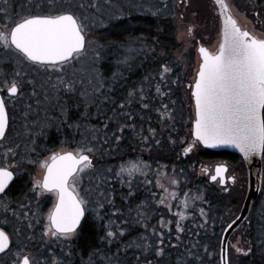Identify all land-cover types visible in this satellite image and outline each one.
Returning <instances> with one entry per match:
<instances>
[{
	"label": "snow or ice",
	"instance_id": "obj_1",
	"mask_svg": "<svg viewBox=\"0 0 264 264\" xmlns=\"http://www.w3.org/2000/svg\"><path fill=\"white\" fill-rule=\"evenodd\" d=\"M12 0H2L0 3V62H11L13 70L10 73L11 80L5 79V87L7 95L11 100L19 99L23 96L25 85L32 86V95H37V82L35 79H28L29 69L34 72L46 74L45 83L39 85L44 89L46 83L51 81V73H59L57 82L52 84V89L56 95L61 91L66 94L75 93L76 85L79 83L82 90L79 95L83 97L85 105V115L87 107L97 104L100 111V104L103 97L110 101L111 104L117 105L113 108V116L109 117L101 112L108 121H117L115 131L109 134V123H104L101 129H91L93 140L99 141L103 135L102 143L104 145L114 143L119 146L124 138L123 133L129 127L135 128V125L127 123H119L118 116L130 117L131 113L126 111L133 100L139 102L144 109L149 108V104L144 102L147 93L144 87L129 91L124 102L114 99L109 93L113 90L115 83L123 78V72L119 69L112 74L111 83L108 85L107 92L105 89L106 78L103 74L101 63L105 60L106 55L113 46L124 48L126 55L117 60L118 65L130 69V61L134 59V54L143 52V48L137 49L132 43L117 44L114 41L102 42L101 39L92 38L91 32L97 26L96 18L82 13L80 10L95 8L99 11V6L88 0L87 4L84 0H26L21 5V10L16 12L13 9L9 12V6ZM185 3V0H180ZM215 4L219 7V15L222 18V27L219 32L220 39L215 50L200 44L198 47L199 67L194 77L188 83L187 87L191 90L190 97L193 102L194 115L191 118V142L184 148V154L192 152L198 145L205 148L231 147L237 149L243 156L244 160L251 162L253 158L258 157L264 162V36H257L255 30H248L242 27L236 18H234L231 5L226 0H215ZM167 7V5H165ZM156 15V12L152 13ZM259 15V13H257ZM115 19L121 17L113 14ZM183 19V16H181ZM101 26L103 22H100ZM180 35L183 37L184 32ZM186 35L190 40H195V26L190 25L186 29ZM134 43V42H133ZM150 51L155 52L153 47ZM77 64L80 67L77 68ZM86 65V66H85ZM173 71L172 67L164 63L162 71L158 73L159 82L155 84V93L158 97L169 95V74ZM80 73L81 75H78ZM155 77L151 74L145 77V80L151 82ZM85 80L87 87H85ZM173 81V83H178ZM163 85V88H162ZM163 89H168L167 91ZM4 89L0 88V92ZM46 100L49 98L45 93ZM9 100L5 96L0 95V146L7 141L6 133L10 127V116L7 108ZM39 103V101H38ZM174 103V102H173ZM27 107L31 108V105ZM169 105L161 104V117L167 120H174L172 113L168 112ZM28 115L27 112L24 113ZM61 125H67L69 128H79L80 124H72L69 122L67 108L62 107ZM52 125L46 120L40 125V132L37 136L46 135V129ZM27 128V125H25ZM59 130V125H57ZM155 136V129H150ZM144 141L148 137H143ZM66 143V142H65ZM156 143H159L157 140ZM175 143V141H173ZM32 145L36 144L35 140L31 141ZM19 147V145H17ZM100 149L95 146H89V142H84L81 146L68 150L62 143L59 150L55 148H45L42 152H38L35 147L28 149L29 153H35L34 156H23L17 159V153L11 146L0 154V217H4V223H7V214L9 211L17 220H27V227L32 228V221L36 224L41 223L39 219V207L37 211L29 217L31 212L30 203L24 201H35L39 206L42 197L52 195L55 197V203L47 214V223L44 225L43 236L49 241L55 242H71L77 235L81 226V221L85 217L86 205L91 203L90 195L95 193L97 199L95 203L98 209L104 208L105 204L112 205L111 192L105 191L103 185L109 181V175L119 180L121 186L127 185L129 191L128 197L133 196V183L137 175L145 177L144 183L153 184V181L147 179L148 170L151 165L143 160H129L122 163L118 171H114L112 167L98 169L93 160ZM44 153H49L45 155ZM25 161L28 165L33 166L36 174L32 175L31 185L28 192L24 194V201H18L20 211L11 207L12 201L9 197L10 185L18 177H22L28 169L25 167ZM157 169V180L155 186L163 190V195L157 198L155 192L152 193L154 202L159 206H163L168 212L178 217L175 222L176 240L180 241L181 233L185 228L183 221L188 219V210L194 204L195 200L203 201L202 196L190 197L188 193L183 194L180 199L178 192L179 182L173 175L168 176L161 169ZM206 171V170H203ZM228 172L226 165L216 167L215 175L211 176L213 182L221 185L226 184L224 173ZM159 177L168 179L169 184L176 190H171L169 186L161 183ZM85 178L94 184L83 188ZM232 183H236L235 176L231 177ZM226 190V189H225ZM179 201L175 207L182 210L173 212L172 201ZM137 209V215L144 217V214ZM27 209V211H25ZM200 215L205 217L204 223H207V212L203 207L199 209ZM97 219H103V216L97 211ZM239 217H237V220ZM114 221H109L108 230L105 240L109 245L121 240L125 235L126 229L117 226L112 228ZM127 223V222H126ZM135 223H142L137 220ZM161 227L171 224L172 221L161 220ZM236 220L228 225L232 228ZM145 229L148 228L146 223L143 224ZM199 227L203 228L204 224ZM19 233V229H16ZM152 232L158 238V244L146 243L149 238L141 236L133 239L124 245V250L135 248L141 251V255L147 257L154 254L157 257L165 255V234L157 232L156 228H152ZM10 234L0 227V256H7L11 251ZM71 249V244L68 245ZM196 245H193V248ZM235 252L244 256L252 252L251 248L245 250L236 245ZM119 251V249H117ZM204 251L208 252L205 246ZM66 255L72 256L69 251ZM188 255L194 257L195 260L200 258L196 256L191 249H188ZM11 264H41L39 260L30 256H20L19 252L13 253ZM91 259V258H90ZM101 259L105 264H120L119 256H109L105 253ZM139 264L140 257H136ZM222 264H229L227 259V250L222 248L221 256ZM51 264H71V260L62 261L52 258ZM144 264H152L151 260H145Z\"/></svg>",
	"mask_w": 264,
	"mask_h": 264
},
{
	"label": "trees",
	"instance_id": "obj_2",
	"mask_svg": "<svg viewBox=\"0 0 264 264\" xmlns=\"http://www.w3.org/2000/svg\"><path fill=\"white\" fill-rule=\"evenodd\" d=\"M84 2L87 4L88 0H84ZM92 2L99 6V11L95 8L80 11L96 18L97 26L93 30L98 39L105 43L107 41H114L117 44L132 43L133 47L144 49L143 52L134 54V59L130 61L132 66L127 70L124 66L117 64V60L127 54L126 50L116 46L109 49L105 60L101 63L106 78L105 89L102 91L107 92L112 74L119 69L123 72V78L115 83L109 95L122 103L129 91L144 87L147 93L144 102L149 104V108H142L141 104L134 99L131 105L125 109L131 113V116H118L117 120L119 123L135 125V128L129 127L125 130L124 138L119 146L111 142L104 145L102 143L103 135L100 136L99 141L93 140L91 129H101L104 123H109V134L111 131H115L117 121L106 120L101 112L111 117L113 108L117 105L100 97L97 101L99 103V100H103V103L100 104V111L97 109V104H92L87 107L88 115H85L83 97L79 95L82 90L79 83L76 85L75 93L66 94L61 91L59 95H56L55 90L51 87L54 82L48 81L46 87L42 89L39 85L45 83L46 74L34 72L33 76L29 75L27 78L36 80L37 95H32L31 85H25L23 96L8 104L10 127L7 132V141L3 146H0V154L11 146L18 154L17 159H20L26 155L34 156L35 153L28 152V149L32 147H35L38 152H42L45 146L59 150L63 143L65 148L73 150L87 141L89 146L95 145L100 149L93 160L98 169L112 167L114 171H118L122 163H127L129 160H143L151 165L147 179L152 180L153 184L144 183L145 177L137 175L132 189L135 194L125 199L129 191L127 185L121 186L117 178H114L110 173L107 174L109 181L103 185V189L111 192L113 204H105L104 208L98 209L95 203L96 194H91L92 202L86 205V218L78 230V235L69 242L71 249H69L68 243L65 245L66 251H57L58 248L52 244L42 248L45 241L43 215L52 207V198L43 197L39 206L35 201H24V194L28 192L31 185L29 172L32 175L35 173L33 166L28 165L25 161L28 172L15 180L9 190L8 198L13 202L11 207L17 211H20L18 201L30 203L29 217L39 207L41 223L36 224L33 220L34 227L30 229L27 227V220L23 217L17 220L11 211L7 214V223L3 222L4 217H0V227L10 234L12 241V251L7 256H0V264H11L14 258L13 253H21L24 250H34L33 257L41 264H51L53 254L58 256L59 260H71V264H105L101 259L105 253L109 256H119L120 264H138L136 259L138 256L140 257L139 264H144L145 260H151L152 264H221L220 249L223 232L238 216L241 208L237 202V196L224 193V187H220L211 182L210 178L200 175L199 169L203 163L217 161H223L236 167L243 160L235 154L210 151L204 147L197 153L184 154V148L191 142L190 128L193 113L192 100L187 85L189 83L188 75L190 76L194 64V54L192 50L189 53H183V46L176 38V16L182 12L179 9L180 0H92ZM24 3L26 0H12L9 12L13 9L19 12ZM258 4H264V0H258ZM153 12L157 14L153 15ZM113 14L121 18H112ZM101 21L106 27L100 25ZM153 47L156 49L155 52L150 51ZM164 63L169 64L173 71L169 74L171 89L169 95L161 98L155 93V84L159 82L158 73L162 71ZM79 67L80 65L77 64V68ZM12 70L11 62H0V80L9 79ZM149 74L155 77L151 82L145 80ZM78 75L81 74L78 73ZM177 78H179L178 83H173V81H177ZM52 79L55 80L53 77ZM0 84H2L1 81ZM84 86L87 87L86 80ZM0 88H2L1 85ZM163 90L167 91L168 89ZM46 92L49 97L47 100L44 98ZM2 93L7 92L3 90ZM162 103L169 105L168 112L172 113L175 117L174 120L161 117V111L158 109H161ZM28 105H31V108L27 107ZM62 107L67 108L69 122L80 124L79 128H69L67 125L60 124L63 120ZM25 112L28 113L27 116L24 115ZM46 120L52 126L45 130L46 135L37 136L36 133L40 132V125ZM57 125H59V130ZM150 129H155V136L150 132ZM143 137H148V140L144 141ZM32 140L36 141L35 145L31 144ZM157 140L159 143H156ZM162 165L166 166L161 169L163 172L169 169L175 170V177L179 182L180 199H183L184 193H188L190 197H203V201L195 200L188 210V219L182 222L185 231L180 234V241L176 240L175 230V222L178 217L168 212L163 206L156 204L152 196L153 192L157 194V198L163 195L162 191H156L157 187L155 186V181L158 178L157 169ZM240 168L242 167L238 168L239 171ZM159 179L161 180L162 177ZM90 183L94 184L95 181L90 182L85 178L82 187L87 188ZM177 202L179 203L178 200ZM141 205L143 207H140L139 211L144 214L143 218L137 215V209ZM201 207L207 212V223H204L205 217L200 215ZM180 210L182 209H175V211ZM25 211L27 210L25 209ZM97 211L103 216V219H97ZM137 220H142V223H135ZM161 220H170L172 223L161 227ZM109 221H114L111 225L113 229L117 226L126 229L124 237L112 245H109L105 240ZM144 223L148 225L147 229L143 226ZM200 224H204V227H199ZM153 227L157 229V232L165 234V244L163 245L165 255L163 257H157L154 254L145 257L141 255L139 249L135 248L124 250L125 244L141 236L149 238L145 241L146 243L158 244V238L152 232ZM16 229H19V233ZM236 234L241 238L242 248L245 250L251 248L252 252L247 256L230 254V264H264V162L260 196L247 221L233 236ZM193 245L196 247L193 248ZM205 246L208 248V252L204 251ZM188 249H191L200 259L195 260L194 257L189 256ZM69 251L72 252L71 257L66 255Z\"/></svg>",
	"mask_w": 264,
	"mask_h": 264
},
{
	"label": "rangeland",
	"instance_id": "obj_3",
	"mask_svg": "<svg viewBox=\"0 0 264 264\" xmlns=\"http://www.w3.org/2000/svg\"><path fill=\"white\" fill-rule=\"evenodd\" d=\"M231 5V11L233 16L244 26H246L250 31L255 30V34L257 36H264V4L259 5L258 0H226ZM179 9L182 12H179L176 16V38L179 43L183 46V53H189L191 50L194 54V64L191 70L190 76L188 75L189 82L192 80V78L195 75L196 70L199 67V54H198V47L200 44H203L206 47H209L213 50H215V47L218 43L219 32L221 29V21L218 14L217 7L215 6L214 2L212 0H185V3H179ZM259 13V15H257ZM181 16H183V19H181ZM194 25L195 26V40H190L186 35V29L188 26ZM181 32H184L185 35L182 37L180 35ZM92 38H97L96 32L92 29L91 32ZM98 39V38H97ZM80 65V64H79ZM34 71L29 69V75L33 76ZM52 77L55 79H51V83L54 82V84L57 82V76L59 73H51ZM45 77V75H44ZM12 77H10L7 80H11ZM2 84V88L7 92L5 83L3 79L0 80ZM4 83V84H3ZM190 94V89L188 90ZM192 117L194 115V108H193V102H192ZM190 143V142H189ZM188 143V144H189ZM188 146V145H187ZM202 146L198 145L197 148L193 149L192 153H197L200 150H202ZM225 164L229 167L228 172V178H231L232 176H235L236 183L233 184L232 182H228L226 186H224V193H230L234 196H237L239 207L241 208L245 198L247 196L248 187H249V181H248V172L247 168L245 166V163L242 162L239 166L232 167L228 163L223 161H217L214 163H203L200 166V175L206 176L207 178H210L211 175L214 173V169L217 165ZM239 167L240 171H239ZM206 170V171H203ZM168 176L173 175V170H166L165 171ZM36 172L34 173V175ZM161 183L165 184L166 186H169L171 190H175L173 186L169 184V181L167 178L162 177ZM216 184L221 187L220 183L217 181ZM226 189V190H225ZM156 191H162L163 190L159 187L156 188ZM164 194V193H163ZM48 197H51L53 200V205L55 203V197L52 195H46ZM43 198V197H42ZM41 198V199H42ZM30 202V201H29ZM174 207L173 212L177 207L175 205L178 204L177 201H172ZM52 205V207H53ZM49 208L47 210V213L43 215V219L45 220L44 225L47 223V214L52 209ZM27 210V209H26ZM45 213V212H44ZM34 227V226H33ZM32 227V228H33ZM45 241L43 242L42 248L45 246L52 244L53 246L57 247V251H66V246L69 242H55V241H49L47 237H45ZM238 243V246L242 248V241L239 235L236 234V236H232L229 243V255H238V253L235 252V248L232 247L233 245H236ZM24 255H34V250H24L20 253V256ZM55 257L58 259V256H52V258ZM10 264V263H9Z\"/></svg>",
	"mask_w": 264,
	"mask_h": 264
},
{
	"label": "water",
	"instance_id": "obj_4",
	"mask_svg": "<svg viewBox=\"0 0 264 264\" xmlns=\"http://www.w3.org/2000/svg\"><path fill=\"white\" fill-rule=\"evenodd\" d=\"M212 1L215 4V0H212ZM215 6L217 7L218 14H219V7L216 4H215ZM219 17H220V15H219ZM220 21H221V27H222V18L221 17H220ZM0 95H2V92H0ZM205 149H208L210 151H215V152H224L225 151V152L233 153V154L239 156L243 160V162L245 163V166H246L247 172H248L249 187H248V192H247V196L245 198V201H244V203H243V205H242V207L240 209V212H239V214L237 216V217H239V219L237 220V217H236L234 219V220H236V223L233 224L231 229L228 228V226H227L225 228L224 232H223V235H222L221 249H220V263L222 264L221 256H222V248H223V249L227 250V259H228L229 264H230V260H229V243H230V239L242 227V225L247 221V219H248V217H249V215L251 213V210H252L256 200L260 196V193H261V190H262V184H263V162L258 157L253 158V160L251 162H247V161L244 160L242 154L237 149H234V148H231V147L205 148ZM221 165H225V164H221ZM217 166H219V165H217ZM216 167L214 169L213 175H215ZM227 168H228V172H229V167L227 166ZM228 172L224 173V176H225V179H226V184L228 182H232L231 178L227 177L228 176ZM211 176H210V181L213 182L211 180ZM217 181H219V178H218ZM14 182H15V180H14ZM213 183H216V182H213ZM226 184L225 185H221L220 184V185L222 187H224V186H226ZM12 185H10V188H11ZM85 218H86V212H85L84 219L81 221V226H82Z\"/></svg>",
	"mask_w": 264,
	"mask_h": 264
},
{
	"label": "flooded vegetation",
	"instance_id": "obj_5",
	"mask_svg": "<svg viewBox=\"0 0 264 264\" xmlns=\"http://www.w3.org/2000/svg\"><path fill=\"white\" fill-rule=\"evenodd\" d=\"M237 21H238V20H237ZM238 22H239V21H238ZM239 24H240L242 27L247 28V27L244 26L242 23L239 22ZM247 29H248V28H247ZM248 30H249V29H248ZM2 95L5 96V99H6V100H9V102L7 103V108H8V104L10 103V101L12 102L13 100H11V99L8 97L7 93H5V94L2 93ZM6 135H7V133H6ZM201 146H202V145H201ZM224 152H225V151H224ZM232 154H233V153H232ZM11 245H12V244H11ZM32 257H33V256H32Z\"/></svg>",
	"mask_w": 264,
	"mask_h": 264
}]
</instances>
